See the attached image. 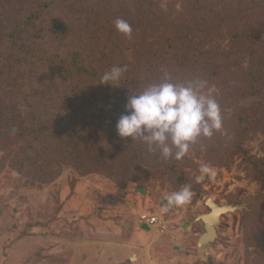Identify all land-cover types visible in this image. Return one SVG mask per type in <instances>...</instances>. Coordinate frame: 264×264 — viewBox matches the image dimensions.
Wrapping results in <instances>:
<instances>
[{
  "label": "rangeland",
  "instance_id": "374dc122",
  "mask_svg": "<svg viewBox=\"0 0 264 264\" xmlns=\"http://www.w3.org/2000/svg\"><path fill=\"white\" fill-rule=\"evenodd\" d=\"M62 2L68 40L25 37L31 57L83 49L100 74L126 67L117 88L125 105L151 84L203 81L222 127L181 160H165L117 135L120 117L103 110L91 82L82 96L45 67L29 70L33 94L56 101V93H73L82 108L58 100L51 114L40 113L39 141L0 136V264H264V0ZM34 3L0 0V26L7 27L10 6L20 12L11 20L24 22ZM53 18L41 17L37 27ZM117 19L132 26L131 36L115 29ZM246 34L257 36L253 49ZM203 165L211 173L198 180ZM184 185L194 192L191 202L161 212L163 197ZM208 199L237 209L220 215L216 238L200 249L198 216L209 212ZM142 215L161 224L146 229Z\"/></svg>",
  "mask_w": 264,
  "mask_h": 264
},
{
  "label": "trees",
  "instance_id": "16d2710c",
  "mask_svg": "<svg viewBox=\"0 0 264 264\" xmlns=\"http://www.w3.org/2000/svg\"><path fill=\"white\" fill-rule=\"evenodd\" d=\"M62 1L63 0H35L33 9L25 16L24 22L23 18L17 22L11 20V17H14L12 16L13 14H17L14 17V19H16L19 17L20 12L19 10H15L13 13V7L10 6L11 13H7L9 19L8 25L6 27L5 23L2 25L3 27L0 26V30L4 31L3 35L0 36L1 138L4 137V134L12 133V136L17 139L32 137L31 140L35 142L39 141L45 133V126L36 125V117L42 116L40 113L45 112L44 110L49 111L51 114L49 109H57L58 105L55 102H58V100L62 103L77 100L75 101V106L81 111L82 107L78 101L79 97L73 93L72 96L69 95V97L60 96L56 93L55 95L58 97L56 101H54V98H48L46 101L44 97L33 94L34 90L30 89L31 85L29 82H25V77L28 71L35 70L34 68H47L60 85H67L72 91L82 96L85 94L82 90V86L91 82L98 92L101 106L105 112L111 113L117 117L125 114V104H121L117 99V88L122 84V78L119 83L114 85L115 87L100 84V77L103 74H100L99 71L93 69L94 67L88 64L90 59H88V61L84 59L85 51L83 49H70L66 56L60 53L47 54L43 60H41L40 58L31 57L29 55L30 53L27 51L28 45L22 44L25 37H27L28 40L34 39L36 42L40 43H45L48 37L55 40H68L69 37L66 36L69 33V26L66 25L64 15H62V13L66 12L67 6L63 4ZM136 11L139 17L147 16V13L145 12L144 14L142 10ZM194 11L196 15L198 9L195 8ZM185 13H190V10H186ZM47 14L54 15V18L50 19V24L45 25L43 28L37 27V25L44 22L43 20L38 23L39 19L45 17ZM190 14H192V12ZM245 37L251 42L250 48L253 49L256 42L255 39H257L256 34H246ZM9 67L18 69V72L15 73L11 71ZM41 72V70H38L34 73L37 74ZM20 75L21 78H19ZM87 88L92 89L88 84ZM59 109H61V106ZM67 111H74L71 104L68 105ZM52 116L54 115L52 114ZM5 125L11 126L7 128ZM13 129H15L14 134ZM15 142H18V140Z\"/></svg>",
  "mask_w": 264,
  "mask_h": 264
},
{
  "label": "clouds",
  "instance_id": "9594fccd",
  "mask_svg": "<svg viewBox=\"0 0 264 264\" xmlns=\"http://www.w3.org/2000/svg\"><path fill=\"white\" fill-rule=\"evenodd\" d=\"M114 26L120 34L131 36L132 26L126 20L117 19ZM124 72L126 67H113L100 77V84L115 87ZM204 89L205 82L200 80L183 84L165 80L134 91L128 97L125 114L116 123L117 135L140 141L165 160H181L198 138H210L222 127L219 104ZM200 173L198 180L211 169L203 165ZM193 196L191 185H184L163 197L161 212L186 206Z\"/></svg>",
  "mask_w": 264,
  "mask_h": 264
},
{
  "label": "water",
  "instance_id": "95a60500",
  "mask_svg": "<svg viewBox=\"0 0 264 264\" xmlns=\"http://www.w3.org/2000/svg\"><path fill=\"white\" fill-rule=\"evenodd\" d=\"M209 200V199H208ZM207 200V201H208ZM207 201L205 202V205L208 207V209H209V213L208 214H204V215H202V216H198V220H200L201 222L203 221V218L204 217H207V216H209L211 213H212V210H211V208L207 205ZM215 205V204H214ZM219 210H224V211H226V210H228V212L229 211H231V212H234V210L235 209H237V207H234V206H230V205H223V206H217V205H215ZM221 212H216V214H215V216H214V221H216V224L218 223V220H219V217H220V214ZM203 223V222H202ZM215 224V225H216ZM203 228H204V233H202L201 235H200V237H199V239H198V241H197V246H198V248H200V245H205V247L207 246V245H209L210 243H212L213 241H214V239L216 238V229H215V225L214 226H211V227H209V229H207V227H206V224H205V222L203 223ZM143 227H145L146 229L148 228V227H146V226H143ZM131 260V259H130Z\"/></svg>",
  "mask_w": 264,
  "mask_h": 264
},
{
  "label": "bare ground",
  "instance_id": "6f19581e",
  "mask_svg": "<svg viewBox=\"0 0 264 264\" xmlns=\"http://www.w3.org/2000/svg\"><path fill=\"white\" fill-rule=\"evenodd\" d=\"M214 202H212L210 199L207 201V205L211 208V210H212V213L209 215V216H207V217H204L203 218V223L205 222V224H206V227H207V229H209V227H211V226H214L215 224H216V221H214V216H215V214H216V212H221L220 214H224V213H226V212H228V210H226V211H224V210H219L215 205H217V204H215ZM217 206H219V205H217ZM210 212V211H209ZM208 212V213H209ZM207 213V214H208ZM202 216V215H201ZM219 221V220H218ZM202 223V224H203ZM204 226V225H203ZM205 248V245H200V249H204ZM135 259H134V257H133V259H131V261H134Z\"/></svg>",
  "mask_w": 264,
  "mask_h": 264
},
{
  "label": "built area",
  "instance_id": "2783aa9c",
  "mask_svg": "<svg viewBox=\"0 0 264 264\" xmlns=\"http://www.w3.org/2000/svg\"><path fill=\"white\" fill-rule=\"evenodd\" d=\"M139 222L146 227L159 226L161 221L158 216H145L142 215L139 218Z\"/></svg>",
  "mask_w": 264,
  "mask_h": 264
}]
</instances>
